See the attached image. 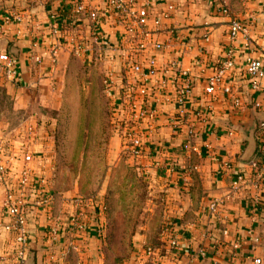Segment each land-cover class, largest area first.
I'll list each match as a JSON object with an SVG mask.
<instances>
[{
  "label": "crops",
  "instance_id": "1",
  "mask_svg": "<svg viewBox=\"0 0 264 264\" xmlns=\"http://www.w3.org/2000/svg\"><path fill=\"white\" fill-rule=\"evenodd\" d=\"M67 1L72 0H0L3 11L24 15L19 33H15L18 24L14 23L6 24L5 30L0 32V47L6 46L8 53L14 42L19 41L13 47L19 71L17 79L8 81L0 72V84L11 95L15 107H26L27 96L31 94L37 95L38 103L52 105L49 94L52 89L56 90L53 81L64 71V68L58 69V63L61 67L66 65L69 55L74 52L70 47L62 46L56 64L51 66L49 47L54 35L49 25L53 21L51 14L55 12L56 19H59L62 2ZM109 1L85 0L88 9L76 20V27L87 42L81 55L88 58L95 52L108 53L109 57L106 53L104 55L114 61L118 81L126 63L141 60L136 48L127 41L130 34L125 30L124 21L110 11ZM167 1L170 0H152L149 5L142 6L141 0H133L147 15L152 40L164 42L163 49L156 52L158 66H169V61L176 57L178 64L166 73L167 80L171 79L167 88L170 99L161 97L156 101L154 120L140 126L145 151L142 156L132 157L136 158V168L148 174L149 187L159 193L165 206L163 215L172 220L179 246L170 248L162 231L155 242H150L146 232H139L134 235L139 240H133L129 254L122 256V252L115 253L120 249L116 250L113 245L105 249L106 239L93 231L76 239H71L66 232L62 244L65 255L60 264H116V260L123 264H222L236 242L239 244L240 264H252L254 256H261L264 264V151L257 149V144L264 138V128L258 125L264 120V78L261 87L253 89L245 75L247 57L264 56V19L260 16L264 0H171L176 6L171 16L161 18L159 26L154 28L153 18L161 13ZM222 2L227 5L229 13L220 11ZM230 16L239 18L248 28L246 33H238L233 40L228 37ZM94 29L102 32L104 42L93 41L89 34ZM35 39L40 42L38 49L42 54L39 65L31 63L28 57L31 42ZM229 45L233 64L225 81L231 83L233 94L241 98L240 106L222 91V84L213 92L207 91V76L214 71ZM181 69L188 70L193 83L187 103V119L193 124L190 139L198 146V151L184 150L181 146L186 136V124L172 127L168 122L170 114L175 111L174 94L179 77L176 73ZM128 77L125 81L129 84L125 85L139 91L140 83L134 77ZM121 82L117 84L115 95L121 102L123 116L127 107L122 101ZM197 114L204 119L199 120ZM6 123L0 118V140L7 139L13 158L8 162L7 175L0 181V254L9 250L10 240L9 232L3 227L7 220L1 203L3 190L6 186L14 188L16 185L23 159L17 145L18 136L24 135L7 128ZM113 130L114 134L120 135ZM120 130L123 133V128ZM35 136L30 146L34 156L29 163L35 173L44 172L48 176L50 170L46 164L52 136L40 129ZM111 139H114L116 150L128 140L127 136L116 138L114 135L110 136ZM206 142L210 143V148L204 146ZM223 162L226 167L220 169ZM257 169L262 176L256 182ZM239 173L244 175V180L235 187L234 180ZM51 192L52 214L58 223L64 222L73 209L71 199L67 191L62 195ZM28 200L32 208L27 211L30 243L24 261L25 264H44L49 253L54 251L42 237L46 212L41 208L36 211L32 196L28 195ZM214 200L219 202L217 212L209 209V203ZM249 229L259 234V243L252 242ZM147 244L157 247L159 255H147L144 252ZM110 250H114L113 254L108 253Z\"/></svg>",
  "mask_w": 264,
  "mask_h": 264
},
{
  "label": "built area",
  "instance_id": "2",
  "mask_svg": "<svg viewBox=\"0 0 264 264\" xmlns=\"http://www.w3.org/2000/svg\"><path fill=\"white\" fill-rule=\"evenodd\" d=\"M151 2L152 0H141V5L147 6ZM70 3L71 4L62 10V12L63 14L77 15V19L74 20H78L87 12L88 7L85 0H72ZM109 5L110 11L121 17L124 21L125 30L130 34L127 41L136 48V52L139 53V60H141L131 61L125 65L127 76H129L128 78L134 77L140 83L139 91L136 90L135 92L127 86L129 84L127 81L125 82L127 85L122 82L120 84L122 101L127 107L120 121L121 127L123 128L122 134L128 138L124 144L131 156L139 157L142 156L145 151L144 143L139 132L140 126L143 123H149L154 120L157 114L156 101H159L161 97L166 100L170 99V96L167 94V88L169 87V81L171 79L168 78L169 81L167 80L166 73L169 72L170 69L176 68L178 58L176 57L170 60L169 66H158V56L156 52L163 49L164 42L152 40L150 37L151 31L147 28V15L133 3V0H110ZM175 7L173 1H167L161 13L153 18L154 28L159 26L161 18L170 17ZM219 9L223 13H229L227 5L223 2L219 5ZM23 16L24 15L13 11L1 12L0 32L5 30L4 26H6V24L14 23L18 24L15 33H19L21 31L20 26ZM260 16L264 19V8L261 10ZM51 18L53 21L49 25V28L54 35V41L49 47V62L51 66H53L57 62L58 53L62 46H68L74 53L81 55L87 42H85L83 33L76 25L63 28L60 25V20L56 19L54 14H51ZM71 23H74V21ZM247 30L248 28L245 22L235 16H230L228 22L229 40H233L240 32L246 33ZM89 35L93 41H105L102 32L96 31L95 29L90 32ZM39 43L37 39L32 41L28 53V57H30L34 65L42 63V54L38 49L40 46ZM232 64V47L229 45L225 54L219 59V63L214 71L207 76V91L213 92L222 84V91L232 98L236 106H240L241 98L233 94L231 83L225 81L227 71ZM0 72L8 81H15L17 79L19 71L10 53H0ZM177 74L179 76L177 79L178 85L176 86L174 94L176 106L175 111L170 114L168 122H170L172 127L186 124V136L181 142V146L184 150L198 151V146L190 139L193 132V124L187 119V103L189 102L193 89L192 79L186 69L179 70L176 76ZM245 75L251 88L259 89L262 85V79L264 78V56H248L245 66ZM176 78H174V80ZM105 82L106 85L110 84L106 78ZM256 104L258 105L259 102H256ZM197 116L199 120L204 119L200 114H197ZM259 127L262 129L264 128V120L259 122ZM37 132V123L28 120L24 122L22 127L21 134L24 136H18L19 143L17 147L23 159L16 177V185L14 188L6 186L3 190L1 203L5 215L7 216V220L3 223V227L9 232L10 240L8 242L9 250H7L6 253L0 254V264H22L26 258L30 243L27 211L32 209L30 205H28V195L33 197L32 204L36 207L37 212L39 208L46 212V223L42 228V237L54 251L49 253L47 262L44 264H60L61 259H63L65 255L62 244H64L66 232L71 239H76L79 236L87 234L89 231H93L99 237L104 235L105 206L102 201H96L93 197H73L71 199L73 209L69 212L65 221L58 223L54 218L52 209L50 208L52 192L47 185V175L44 172L40 174L35 173L29 163L30 158L34 156V152L30 147L31 141L36 138L35 135ZM204 146L206 148L211 147L209 142H206ZM8 147L7 139L6 141L0 140V181H3L5 175H7L8 162L13 158ZM259 149L264 151V138L260 141ZM49 157L50 156L47 155L48 161L50 159ZM48 161L46 167L50 169L51 165L49 167ZM225 167L226 163L223 162L220 165V169ZM261 176L262 172L257 169L255 172L256 182ZM243 180L244 175L239 173L234 180V186L236 187L237 184L239 182L241 183ZM218 208V201L214 200L209 203V209L212 212H217ZM161 231L167 236L168 246L172 249L178 248V234L176 233L171 219L167 218L164 221ZM249 231L251 233L250 238L252 242L255 244L259 243V234L252 232V229H249ZM238 247V242L234 243L229 257L224 260L222 264H240L238 259ZM144 252L149 256H158L160 250L151 244H147L144 246ZM252 264H263L262 257L254 256Z\"/></svg>",
  "mask_w": 264,
  "mask_h": 264
},
{
  "label": "rangeland",
  "instance_id": "3",
  "mask_svg": "<svg viewBox=\"0 0 264 264\" xmlns=\"http://www.w3.org/2000/svg\"><path fill=\"white\" fill-rule=\"evenodd\" d=\"M104 53L95 52L88 58L72 53L66 65L58 63V69L64 71L53 81L56 90L49 94L52 105L38 103L37 95L27 93L28 105L15 107L11 95L0 84V118L17 133L30 118L38 129L52 136L49 189L56 195L67 191L70 199L81 196L102 201L105 249L113 245L120 249L115 253L126 256L133 240H139L135 234L146 232L150 242L158 241L162 225L170 217L163 215L165 206L159 193L149 187L148 174L136 168V158L125 145L121 147L123 143L116 150L114 139L110 140L111 135L124 136L120 130L123 116L115 95L120 83L116 81L117 68L108 59L110 55L106 53V57ZM105 78L110 82L107 86Z\"/></svg>",
  "mask_w": 264,
  "mask_h": 264
},
{
  "label": "trees",
  "instance_id": "4",
  "mask_svg": "<svg viewBox=\"0 0 264 264\" xmlns=\"http://www.w3.org/2000/svg\"><path fill=\"white\" fill-rule=\"evenodd\" d=\"M71 1H67V2H62V8H61V10H60V12H59V20H60V25H61V27H71V26H75L76 24H77V21L76 20H74V19H77V15H74V14H63L62 13V10L63 9H65V8H67L71 3H70ZM1 12H3V10L1 9V7H0V13ZM54 15H55V12L53 13ZM74 21V23H71V22H73ZM10 42V41H9ZM8 43V42H7ZM92 46H93V43H92ZM8 53V49L6 48V46L4 47V48H1L0 47V53ZM125 71H127L126 69L124 70V68H122V71L120 72V79H121V81H122V83H125L126 81V78H127V72H125ZM107 86V85H106ZM109 97V96H108ZM111 108V107H110ZM109 117H111V113H110V115H109ZM111 123V122H110ZM111 125V124H110ZM259 125V124H258ZM111 130H113V128H111ZM109 138V137H108ZM257 149H259V143L257 144ZM104 239H105V237H106V233H105V229H104ZM121 263V261L120 262H116V264H120Z\"/></svg>",
  "mask_w": 264,
  "mask_h": 264
},
{
  "label": "water",
  "instance_id": "5",
  "mask_svg": "<svg viewBox=\"0 0 264 264\" xmlns=\"http://www.w3.org/2000/svg\"><path fill=\"white\" fill-rule=\"evenodd\" d=\"M18 42H19L18 40H17L16 42H14V44L12 45V47H11L10 50H9V51H10V54H11L13 60H14V63H15V57H14V54H16V53H15L13 47H14V46H17V45H18ZM25 259H26V258H25ZM25 259H24V260H25ZM23 262H24L23 264H25V261H23Z\"/></svg>",
  "mask_w": 264,
  "mask_h": 264
}]
</instances>
